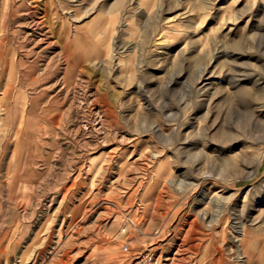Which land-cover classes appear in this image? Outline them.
I'll list each match as a JSON object with an SVG mask.
<instances>
[{
  "label": "rangeland",
  "instance_id": "1",
  "mask_svg": "<svg viewBox=\"0 0 264 264\" xmlns=\"http://www.w3.org/2000/svg\"><path fill=\"white\" fill-rule=\"evenodd\" d=\"M144 250L264 264V0H0V264Z\"/></svg>",
  "mask_w": 264,
  "mask_h": 264
},
{
  "label": "built area",
  "instance_id": "2",
  "mask_svg": "<svg viewBox=\"0 0 264 264\" xmlns=\"http://www.w3.org/2000/svg\"><path fill=\"white\" fill-rule=\"evenodd\" d=\"M124 250L128 251V245L124 246ZM131 264H156L154 254L149 250H144L137 254L132 260Z\"/></svg>",
  "mask_w": 264,
  "mask_h": 264
},
{
  "label": "bare ground",
  "instance_id": "3",
  "mask_svg": "<svg viewBox=\"0 0 264 264\" xmlns=\"http://www.w3.org/2000/svg\"><path fill=\"white\" fill-rule=\"evenodd\" d=\"M241 93V92H240ZM244 93V92H243ZM240 95H243V94H240ZM244 96V95H243ZM239 97H241L242 98V96H239ZM244 99V98H243ZM245 100V99H244ZM229 169V168H228ZM175 182V181H174Z\"/></svg>",
  "mask_w": 264,
  "mask_h": 264
}]
</instances>
